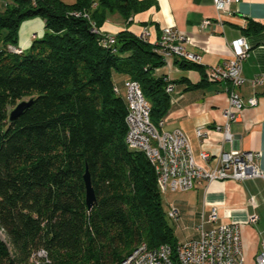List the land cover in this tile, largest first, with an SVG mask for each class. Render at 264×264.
I'll use <instances>...</instances> for the list:
<instances>
[{"label": "trees", "instance_id": "1", "mask_svg": "<svg viewBox=\"0 0 264 264\" xmlns=\"http://www.w3.org/2000/svg\"><path fill=\"white\" fill-rule=\"evenodd\" d=\"M140 8L138 0H0V230L11 248L0 238V264H32L39 249L48 259L40 264H119L140 243L169 246L176 264L178 240L156 173L125 144L126 103L113 81L115 74L136 81L157 125L170 109L173 82L153 73L165 59L128 30L105 45L90 24L113 13L126 21ZM33 18L42 33L11 51L21 23ZM262 27L248 21L245 32ZM174 63L200 72L189 89L211 84L199 63ZM24 99L23 113L8 122Z\"/></svg>", "mask_w": 264, "mask_h": 264}, {"label": "crops", "instance_id": "2", "mask_svg": "<svg viewBox=\"0 0 264 264\" xmlns=\"http://www.w3.org/2000/svg\"><path fill=\"white\" fill-rule=\"evenodd\" d=\"M73 3L75 0H62ZM141 8L126 21L118 14L97 15L95 27L103 35H115L128 30L136 36L147 33L150 44L158 41L161 29L172 27L184 36L181 46L199 56L202 69L223 64L230 56L228 44L244 37L248 56L241 64L242 82L235 88L246 101L255 97L254 106H244L236 120L228 123L231 140L222 139L223 110L227 106V82L201 83L200 72L174 63V56L165 57V64L154 70V75L172 83L170 109L164 117L162 129H180L188 138L191 153L197 164L204 168L217 165L216 156L222 151L239 150L257 152L255 163L264 169V85L252 87L250 80L264 73V0H234L228 11L217 10L212 0H138ZM99 16V17H98ZM209 23L202 26V22ZM248 21L262 25L257 32H245ZM94 22V21H93ZM43 22L38 18L23 21L18 31V48L25 50L33 36L42 33ZM125 76L115 74L114 84L123 94ZM203 128L204 135L197 137L195 130ZM209 154L210 162L199 158L200 152ZM182 199L170 203L179 214V226L197 229L201 222L209 229L221 222L238 223L245 263L251 264L259 245L264 241V182L260 178L239 181L224 180L201 183L183 191ZM215 209L217 219L209 222L208 215ZM251 215L257 217L249 223ZM198 234L193 238L196 239Z\"/></svg>", "mask_w": 264, "mask_h": 264}, {"label": "built area", "instance_id": "3", "mask_svg": "<svg viewBox=\"0 0 264 264\" xmlns=\"http://www.w3.org/2000/svg\"><path fill=\"white\" fill-rule=\"evenodd\" d=\"M234 0H212L214 7L222 12L228 11V5ZM85 17L88 15L85 13ZM89 19V18H88ZM209 23L202 22V26ZM92 30L101 34L94 28ZM103 35V34H102ZM147 33L141 34L146 40ZM103 43L111 46L115 42L114 35H103ZM35 37V36H33ZM185 38L172 27L161 29L158 41L154 42L155 50L164 58L174 56L186 61L199 63V56L187 52L180 44ZM147 41V40H146ZM229 58L221 65L204 69V78L208 83L227 82V106L223 110L224 123L217 129L222 130V139L231 140L228 123L236 120L240 110L248 105L257 103L255 97L246 101L236 93L235 88L242 82L241 64L248 56V46L244 37H238L228 44ZM19 53L21 49L9 47ZM252 87L264 85V73L258 74L250 80ZM172 85L166 87L171 92ZM123 97L126 103V133L125 144L130 150L141 151L152 165L157 176V187L161 194L167 192H183L190 190L201 183L215 181L260 178L264 182V169L260 168L255 159L257 152L230 150L220 152L215 162L217 165L204 168L196 163L188 142V138L180 129L166 131L162 129L164 118L157 125L149 119V103L143 97L139 84L131 79L123 82ZM203 128H197L195 135H204ZM202 161L210 162L211 158L205 151L200 152ZM167 217L172 224L179 226L177 208L170 204L166 209ZM217 219L216 210L212 208L208 215L209 222ZM257 217L251 215L249 223H255ZM203 223L197 227L198 237L178 241L176 244V264H245L243 246L241 242V228L238 223L221 222L209 229L203 228ZM171 249L162 244L157 247H148L145 243L138 244L119 264H174L170 258ZM30 263L40 264L47 262V254L43 249L32 253ZM251 264H264V241L259 245Z\"/></svg>", "mask_w": 264, "mask_h": 264}, {"label": "rangeland", "instance_id": "4", "mask_svg": "<svg viewBox=\"0 0 264 264\" xmlns=\"http://www.w3.org/2000/svg\"><path fill=\"white\" fill-rule=\"evenodd\" d=\"M184 195L185 193H182V192H167L165 194H162L161 196H162V202H163L164 208L167 209L170 203L174 202V200L176 199H182ZM173 226H174V234L178 241H184L185 239L194 238L198 234L197 230L194 227L183 228L181 226L177 227L174 224ZM0 238L3 242L6 243L8 249L11 251L9 244H7V239L1 230H0ZM245 264H248V263H245Z\"/></svg>", "mask_w": 264, "mask_h": 264}, {"label": "water", "instance_id": "5", "mask_svg": "<svg viewBox=\"0 0 264 264\" xmlns=\"http://www.w3.org/2000/svg\"><path fill=\"white\" fill-rule=\"evenodd\" d=\"M28 103H29V100H22V101H19L14 107H12L8 111V118H7L8 122H12L17 117H19L23 113L25 108L27 107ZM82 178L84 182L85 205L87 209L90 210L94 204L95 199H94V193H93L90 180H89V175L86 169L83 173Z\"/></svg>", "mask_w": 264, "mask_h": 264}]
</instances>
